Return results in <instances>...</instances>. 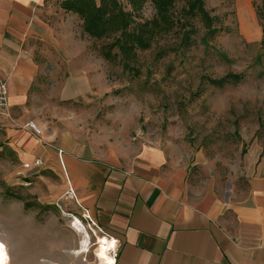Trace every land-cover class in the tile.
I'll return each mask as SVG.
<instances>
[{
  "label": "rangeland",
  "instance_id": "1",
  "mask_svg": "<svg viewBox=\"0 0 264 264\" xmlns=\"http://www.w3.org/2000/svg\"><path fill=\"white\" fill-rule=\"evenodd\" d=\"M120 2L130 9L126 0ZM204 3L217 17L213 36L207 35L198 17L185 13L186 0H177L173 29L156 34L149 48L138 49L129 69L123 68L120 56L112 62L102 57L101 46L112 37H89L78 28V19L72 40L83 41L92 56L89 68L79 70L78 80L70 78L59 49L40 43L47 53L42 62L58 65L39 73L41 97L36 107L42 137L19 131L24 128L17 122L31 118L27 109L15 108L14 121L0 115V240L7 264L101 263L99 250L107 236L88 222L84 210L67 194L55 150L46 139L69 123L81 136L109 148L135 139L169 148L177 166L186 167L192 196L232 194L236 199L247 190L249 168L264 169V50L260 47L264 8L261 0ZM51 12L58 19L67 17L59 0ZM154 12L147 1L135 21L151 19ZM229 72L243 78L230 79L222 87L202 79ZM69 94L83 96L72 101L66 97ZM36 155L42 166L25 169L23 163ZM74 217L89 234L87 252L80 254L74 253L82 239L72 226Z\"/></svg>",
  "mask_w": 264,
  "mask_h": 264
},
{
  "label": "crops",
  "instance_id": "2",
  "mask_svg": "<svg viewBox=\"0 0 264 264\" xmlns=\"http://www.w3.org/2000/svg\"><path fill=\"white\" fill-rule=\"evenodd\" d=\"M54 3L0 0V75L7 80L10 113L13 120L15 108L31 113L18 126L34 120L42 128L36 107L41 97L39 73L58 65L42 62L47 53L40 43L59 49L72 79L78 80L79 70L92 64L88 47L80 39L72 40L73 23L78 19L81 28V20L72 12L66 19L51 16ZM63 36L69 41L63 42ZM82 96L66 97L74 101ZM69 125L46 139L55 150L67 191L73 190L83 213L106 233L102 247L107 239L116 242V258L111 254L115 249L99 252L100 264H264L262 167L249 168L247 190L236 199L232 194L192 196L186 167L177 166L169 148L136 139L109 148ZM57 149L63 150V165ZM37 153L44 155L42 150ZM36 157L41 158L30 160Z\"/></svg>",
  "mask_w": 264,
  "mask_h": 264
},
{
  "label": "trees",
  "instance_id": "3",
  "mask_svg": "<svg viewBox=\"0 0 264 264\" xmlns=\"http://www.w3.org/2000/svg\"><path fill=\"white\" fill-rule=\"evenodd\" d=\"M149 1L154 9L151 19L136 22V15L143 5ZM177 0H126L130 9H126L120 0H62L60 7L72 12L81 20V28L85 34L94 39L112 37V40L101 46L102 57L109 62L119 58L124 69L132 67L129 63L137 50L147 49L155 35L168 32L175 26L173 8ZM264 8V0H261ZM185 13L198 17L206 28L207 35L217 32L216 16H212L205 7L204 0H186ZM262 37L260 47L264 50V24H261ZM116 49L117 51H114ZM241 73H227L219 78L203 76L215 87H222L230 79L239 81Z\"/></svg>",
  "mask_w": 264,
  "mask_h": 264
},
{
  "label": "built area",
  "instance_id": "4",
  "mask_svg": "<svg viewBox=\"0 0 264 264\" xmlns=\"http://www.w3.org/2000/svg\"><path fill=\"white\" fill-rule=\"evenodd\" d=\"M0 115H4L8 119V121H14L12 116H11L10 109H9L7 80L4 79L1 75H0ZM21 127L24 128L25 130H27L28 132H30V134H32L33 136H35L37 138L42 137V128L34 120H28ZM57 154H58L60 163L63 165V161H62L63 150L57 149ZM42 164H43L42 159L39 157H36L30 161H25L23 163V166L25 169H31L34 167L39 168L42 166ZM67 192L72 196V198L75 197L74 192L71 188ZM84 215H87V217H85ZM83 216L86 219H88V222L90 224H92L94 227L98 228L100 232H103V234L106 235V233L99 226H97L95 224V222L89 217V215L87 213H83ZM114 256L116 258L117 248H116V251L114 252ZM114 262H115V260H114Z\"/></svg>",
  "mask_w": 264,
  "mask_h": 264
},
{
  "label": "bare ground",
  "instance_id": "5",
  "mask_svg": "<svg viewBox=\"0 0 264 264\" xmlns=\"http://www.w3.org/2000/svg\"><path fill=\"white\" fill-rule=\"evenodd\" d=\"M72 219H73L72 221H74L72 223V226L74 227V229L76 231L82 233V239L79 242L78 249L74 253L75 254H80V253L87 252V249H88V246H89V234H88L87 230L83 226L84 223H82L77 217H74ZM0 243H2L4 245V243L1 240H0ZM115 243L116 242H115V240L113 238L107 239L105 241L104 246L103 247H100L99 252L100 253H103V254H108L113 249H115V251H116L117 246L115 245ZM115 251H112V256L114 258H115V256H114V252ZM3 254H4V257H5L3 264H7L8 263V255H7V252H6V248L5 247H4V250H3ZM42 264H59V263L51 262V261H43ZM69 264H72V263H69Z\"/></svg>",
  "mask_w": 264,
  "mask_h": 264
},
{
  "label": "snow or ice",
  "instance_id": "6",
  "mask_svg": "<svg viewBox=\"0 0 264 264\" xmlns=\"http://www.w3.org/2000/svg\"><path fill=\"white\" fill-rule=\"evenodd\" d=\"M4 247L5 246L2 243H0V264H3L5 258L3 254Z\"/></svg>",
  "mask_w": 264,
  "mask_h": 264
}]
</instances>
